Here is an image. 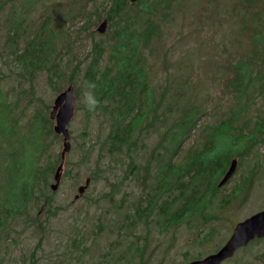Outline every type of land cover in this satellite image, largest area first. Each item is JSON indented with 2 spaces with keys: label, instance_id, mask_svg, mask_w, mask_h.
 <instances>
[{
  "label": "rangeland",
  "instance_id": "374dc122",
  "mask_svg": "<svg viewBox=\"0 0 264 264\" xmlns=\"http://www.w3.org/2000/svg\"><path fill=\"white\" fill-rule=\"evenodd\" d=\"M227 1L190 0L161 27V37L153 42L144 63L161 103L158 113L168 108L174 112L166 126L155 120L154 126L141 131L131 152L111 155L105 145L109 127L105 114H89L76 99V115L69 125L72 149L59 187L55 191L51 188L55 184L53 173L49 177L48 203L38 196L28 214L11 221L6 233L0 235V264H188L217 252L237 223L264 210V135H260L250 154L242 162L238 160L234 176L197 214L170 227L157 214L150 221L138 220V209L142 212L145 205L142 195L155 182L158 155L165 153L160 143L180 119L184 101L190 98L192 104L200 106V127L206 122H220L234 106L215 66V46L221 45L222 39L218 35L230 28L227 24L250 25L251 21H245L247 10L258 11L262 18L264 10L258 5L240 7L241 11L235 12L236 0ZM25 2L29 9L27 25L39 26L51 19L56 29H63L60 37H54L49 67L52 72H67L56 90L47 71L29 73L17 62V52L0 31V100L16 108L23 132V125L37 110L49 117L57 96L72 84L71 79H79L73 76L77 67L81 64L79 71H85L94 42L109 41L115 30L109 23L105 33L96 31L105 20V0H37L33 8L28 4L34 0ZM84 5L87 9L83 13ZM94 14H103L100 21L95 22ZM5 17L6 12H0V21ZM25 47L22 39L17 51ZM180 84L186 87L185 93ZM178 98L180 109L175 104ZM251 112L261 115L262 110L254 105ZM205 136L206 132L199 135L196 131L187 135L179 147L182 156L196 140L205 141ZM167 141L174 143L169 136ZM88 148L91 150L86 154ZM62 150L63 138L54 139L49 153L61 154ZM87 179L89 186L76 200ZM239 185H244L242 193L233 199L229 195ZM37 218L40 225L35 222ZM256 240L224 264H264V240Z\"/></svg>",
  "mask_w": 264,
  "mask_h": 264
},
{
  "label": "trees",
  "instance_id": "16d2710c",
  "mask_svg": "<svg viewBox=\"0 0 264 264\" xmlns=\"http://www.w3.org/2000/svg\"><path fill=\"white\" fill-rule=\"evenodd\" d=\"M15 1L0 0V12H6L4 21H0V31L13 52H17V62L24 69L29 73L47 71L50 84L59 90L67 70L52 72L49 59L55 49L54 37H60L63 29H56L51 19H45L39 26L27 25L29 9ZM36 1L29 7L33 8ZM105 1L103 14L115 30L109 41L94 42L85 71H79L80 64L73 74L80 76L79 79H71L70 83L76 86L79 100L87 81L97 84L96 95L101 105L95 114L104 113L109 124L105 145L111 155H121L127 150L131 152L140 140L141 131L154 126L155 120L166 126L168 116L174 112L168 108L158 113L161 103L155 96L156 88L150 85L144 60L148 59L147 52L153 42L161 37L163 24L168 19L167 23L172 21L174 13L181 11L190 0ZM233 5L235 12H240V7L248 9L258 5L264 10V0H236ZM84 8L83 13L87 6ZM103 14H94L95 22ZM245 21H251L250 25L227 24L230 28L218 35L222 37L221 45L215 46V66L221 85L234 101L230 114L218 123L206 122L200 127V106L187 98L180 109V100L176 99L181 116L160 143L165 153L159 154L156 160L154 184L142 195L145 205L142 212L138 209L139 221L145 218L150 221L157 214L170 227L197 214L220 192L218 183L231 162L234 159L242 162L258 137L264 135V17L258 11L247 10ZM20 37H25L26 47L17 51ZM179 87L182 93L186 92L183 84ZM254 105L262 110L261 115L251 112ZM151 116L153 119L149 121ZM52 123L45 112L37 110L23 125L26 127L23 132L16 119V108L8 101L0 102V235L6 233L11 221L28 214L38 196L39 200L44 197L46 203L50 199L49 177L61 163L60 153H49L54 139L60 137L54 133ZM193 131L199 135L206 132L205 141L196 140L182 156L179 147ZM168 136L174 143L167 141ZM132 159L135 166L134 155ZM243 188L244 185H239L229 196L237 199ZM48 212L53 214L51 210ZM38 219L35 222L40 225Z\"/></svg>",
  "mask_w": 264,
  "mask_h": 264
},
{
  "label": "water",
  "instance_id": "95a60500",
  "mask_svg": "<svg viewBox=\"0 0 264 264\" xmlns=\"http://www.w3.org/2000/svg\"><path fill=\"white\" fill-rule=\"evenodd\" d=\"M131 1L137 2L138 0ZM108 25L109 21L105 19L96 29V31L103 34L107 31ZM75 92L76 87L73 84L69 85L66 90L61 92L55 99L54 105L52 106V111L49 115L50 120L55 122L53 126L55 134L63 137L61 164L55 172V184L51 186L53 191L57 190L59 187L66 157L72 149L69 125L76 115V103H66V97L71 94L76 98ZM237 167L238 160L234 159L218 187L221 188L228 183V181L234 176ZM89 184L90 179H87L86 186L79 188V195L76 196V200H78L84 194ZM256 239H264V210L252 215L242 222H239L235 226L230 238L217 252L202 259L191 261L188 264H224L227 260L233 258L239 249L248 246Z\"/></svg>",
  "mask_w": 264,
  "mask_h": 264
},
{
  "label": "clouds",
  "instance_id": "9594fccd",
  "mask_svg": "<svg viewBox=\"0 0 264 264\" xmlns=\"http://www.w3.org/2000/svg\"><path fill=\"white\" fill-rule=\"evenodd\" d=\"M97 84L92 81H87L82 86V91L80 93V103L83 104L84 108L88 113L95 114L101 105V101L96 95ZM76 98L71 94L66 97V103L74 104L76 103Z\"/></svg>",
  "mask_w": 264,
  "mask_h": 264
}]
</instances>
